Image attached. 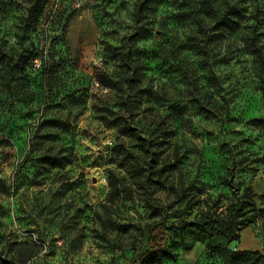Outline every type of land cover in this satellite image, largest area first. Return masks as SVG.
I'll use <instances>...</instances> for the list:
<instances>
[{"label": "rangeland", "instance_id": "374dc122", "mask_svg": "<svg viewBox=\"0 0 264 264\" xmlns=\"http://www.w3.org/2000/svg\"><path fill=\"white\" fill-rule=\"evenodd\" d=\"M27 1L0 0L3 254L18 264H138L144 250L174 246L178 260L165 264H222L212 251L221 237L188 230L182 245L164 226L123 227L182 210L166 187L132 185V198L105 205L111 172L131 185L128 150L138 152L120 114L178 150L170 180L189 196L227 194L231 178L252 185L260 217L229 247L264 252V0H224L243 14L232 33H200L172 1L136 24L135 0H52L27 29ZM201 38L206 55L192 48Z\"/></svg>", "mask_w": 264, "mask_h": 264}, {"label": "trees", "instance_id": "16d2710c", "mask_svg": "<svg viewBox=\"0 0 264 264\" xmlns=\"http://www.w3.org/2000/svg\"><path fill=\"white\" fill-rule=\"evenodd\" d=\"M51 1H27V17L24 25H27V29L37 28ZM168 1L176 5L178 16L198 26L200 33L207 32L210 28L232 33L240 27L242 10L237 5L224 4V0H135L132 13L135 23L139 24L148 18V13L155 5ZM192 48L200 55L208 54L204 38L195 40ZM256 49L254 53L260 55L259 48ZM30 59V57L26 58L21 72L25 71ZM129 60H132V53L126 49L120 50V61H123L127 68L122 79L131 85L135 72L128 64ZM11 69L12 67L6 70L7 75H12ZM100 81L104 83V80ZM198 103L202 109L206 110L201 100ZM118 117L123 121L121 130L132 138L138 152L128 150L131 159L128 170H132L131 185L126 183L125 177L111 172L105 205H115L132 198V185L140 188L148 182L159 187H166L169 194L171 193L176 197L177 202L183 204L182 210L171 212V216L163 219L162 222L155 220V222L144 224L130 223L123 227L144 235L147 231L151 232L164 226L178 232L182 245H185L184 235L188 230L210 239L221 237L222 242L215 244L212 251L213 254L218 255L222 264H264V252L260 250H233L229 247L231 243L239 242L242 231L260 217L261 209L256 201L257 193L253 186L231 178L228 181L229 192L227 194L218 193L207 196L191 194L189 196L186 193L184 182L176 184L170 180L181 163L178 150L168 152L167 147L159 138L151 133H144L137 124L121 114ZM258 123L264 124V118L258 120ZM147 206L152 207L151 215H160L159 210L154 208L150 202H147ZM194 211H196L195 214H193ZM178 257V250L174 246L153 247L142 252L138 264H165L169 261L176 262ZM0 264L18 263L16 257H7L0 250Z\"/></svg>", "mask_w": 264, "mask_h": 264}]
</instances>
